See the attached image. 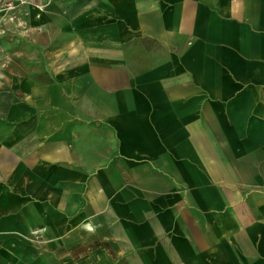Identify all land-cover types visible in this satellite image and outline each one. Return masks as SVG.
I'll list each match as a JSON object with an SVG mask.
<instances>
[{"label":"crops","instance_id":"1","mask_svg":"<svg viewBox=\"0 0 264 264\" xmlns=\"http://www.w3.org/2000/svg\"><path fill=\"white\" fill-rule=\"evenodd\" d=\"M30 246L264 264V0H0V264Z\"/></svg>","mask_w":264,"mask_h":264},{"label":"rangeland","instance_id":"2","mask_svg":"<svg viewBox=\"0 0 264 264\" xmlns=\"http://www.w3.org/2000/svg\"><path fill=\"white\" fill-rule=\"evenodd\" d=\"M16 2H19L20 4L29 3V5H31L34 2V0H16ZM22 48L25 51H27L26 57L24 58V62L22 63V68L18 69L17 67H13L11 69L14 72L19 70L20 72L25 73L30 77H34L41 81H47L48 80L46 73L47 69L41 66H32L30 62L33 59L34 60L40 59L38 58L37 54L33 51L32 46L26 43ZM17 49L18 47L15 44L14 45L12 44V46L9 48V56L11 57L12 60H16ZM15 246L16 244L12 248H10V250L15 249ZM19 247L22 248L20 244ZM63 255H64L63 251L61 252V254H54L52 252H44V251L38 253L36 249H33L30 246V247H25V258H26L25 261H20L21 259L18 260L12 259L9 260L8 264H68L65 262V260H60V257H62Z\"/></svg>","mask_w":264,"mask_h":264}]
</instances>
